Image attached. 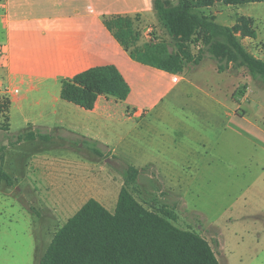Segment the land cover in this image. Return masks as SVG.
Wrapping results in <instances>:
<instances>
[{"label": "rangeland", "instance_id": "rangeland-1", "mask_svg": "<svg viewBox=\"0 0 264 264\" xmlns=\"http://www.w3.org/2000/svg\"><path fill=\"white\" fill-rule=\"evenodd\" d=\"M169 1L176 4L178 0ZM192 10L214 16L223 25L241 15L252 17L255 38L238 32V39L248 52L264 60V1L226 5L215 0L211 7ZM139 28L145 40L170 42L157 19L139 23ZM201 45L190 43V53L197 55ZM217 64L206 52L198 64L188 63L181 74L184 79L159 108L146 113L138 125L125 127L124 146L112 154L104 142L103 146L67 133L18 144L2 130L6 120L0 114V166L15 178L11 185L0 184V264H38L55 230L89 197L113 211L126 168L148 160L153 146H159L160 154H154L158 163L163 169L168 164L182 186L168 187L148 164L127 185L132 194L150 209L166 205L173 212L172 223L207 239L220 264L264 262V82L253 79L242 65L230 62L219 72ZM204 87L211 96L201 91ZM238 102L242 106L235 110L237 116H229V109ZM38 152L56 161L59 156L79 159L72 190L70 184L63 189L68 192L63 199L74 197L70 206L54 204V190H59L50 182L54 161L45 170L27 168L30 157ZM34 188L37 193L31 191Z\"/></svg>", "mask_w": 264, "mask_h": 264}, {"label": "crops", "instance_id": "crops-1", "mask_svg": "<svg viewBox=\"0 0 264 264\" xmlns=\"http://www.w3.org/2000/svg\"><path fill=\"white\" fill-rule=\"evenodd\" d=\"M108 15H138L140 24L155 23L156 20L152 0L2 1L0 97L9 100L5 121L7 129L3 127L2 130L12 135L18 144L36 142L41 139L38 134L67 133L94 140L103 146L106 143L107 150L112 154L116 147L124 146L127 137L125 127L128 124L138 125L146 113L158 109L162 100L184 79L181 75L183 71L172 74L133 59L104 25L102 18ZM235 22L227 26H232ZM145 28L149 30V26L146 25ZM140 31V43L156 40L143 39L142 30ZM106 64L116 66L130 86V93L124 101L99 95L92 109H84L60 97L62 78ZM175 75L178 76L177 81L174 80ZM186 81L191 86H196L189 79ZM206 89L207 87L201 88V91L211 96ZM239 105L242 106V103L238 102L236 107L229 109L228 115L237 116L235 110ZM139 108L142 113L136 115L134 110ZM24 130L31 131L33 139L18 140L16 134ZM150 144L148 143L149 148ZM158 147L153 146L150 158L134 167L140 171L144 166L152 164L168 187H181L179 180L168 169V164L163 169L156 160L154 154H160ZM55 159L56 157L49 158L47 154L38 152L30 157L27 168L30 166L34 170H45L54 165V161L55 175L50 182L59 189L57 191L55 188L56 192L54 190V204L63 203L61 207L66 208L73 203L74 197L63 199V194H68L63 189L67 190L70 184V191L72 190L73 171L77 172L79 169V159L63 156H59L58 161ZM63 173L64 176H61ZM43 174L41 179L44 178ZM10 176L13 182L15 178ZM37 180L34 179L35 184ZM31 191L37 193L35 188ZM97 195L106 202L100 196L102 193ZM31 208L28 207L29 210Z\"/></svg>", "mask_w": 264, "mask_h": 264}, {"label": "trees", "instance_id": "trees-1", "mask_svg": "<svg viewBox=\"0 0 264 264\" xmlns=\"http://www.w3.org/2000/svg\"><path fill=\"white\" fill-rule=\"evenodd\" d=\"M215 0H152L157 21L170 37L140 43L138 15H108L102 20L116 40L135 60L172 74L187 64H198L202 52L217 61L221 72L231 62L244 66L253 79L264 82V60L253 56L237 33L255 38L251 18L241 15L232 26L222 25L214 16L200 15L193 8L211 6ZM264 0H221L226 5H242ZM201 43L197 55L190 43ZM189 45V46H188ZM130 86L112 64L98 65L60 80V97L84 109H92L99 95L124 101ZM9 100L0 97V114L7 120ZM6 113V114H5ZM4 123V129H7ZM45 138L46 135L38 134ZM17 139H33L31 131H19ZM139 170L128 166L113 211L94 198H88L55 230L38 264H220L208 242L199 233L174 225L173 212L163 205L150 209L129 190ZM12 184L11 176L0 166V184Z\"/></svg>", "mask_w": 264, "mask_h": 264}, {"label": "built area", "instance_id": "built-area-1", "mask_svg": "<svg viewBox=\"0 0 264 264\" xmlns=\"http://www.w3.org/2000/svg\"><path fill=\"white\" fill-rule=\"evenodd\" d=\"M174 80H175V81L178 80V76H177V75L174 76ZM134 113H135L136 115H140V114L142 113V109H140V108H139V109H135V110H134Z\"/></svg>", "mask_w": 264, "mask_h": 264}]
</instances>
